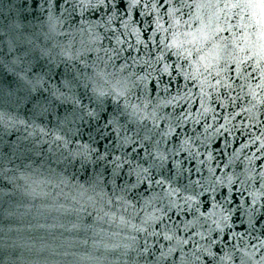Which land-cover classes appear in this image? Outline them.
Returning a JSON list of instances; mask_svg holds the SVG:
<instances>
[{
    "label": "snow or ice",
    "instance_id": "snow-or-ice-1",
    "mask_svg": "<svg viewBox=\"0 0 264 264\" xmlns=\"http://www.w3.org/2000/svg\"><path fill=\"white\" fill-rule=\"evenodd\" d=\"M3 8L0 121L23 129L0 138L8 184L50 153L123 264H264V164L225 171L264 157V0H40L35 24ZM238 116L259 135L227 156Z\"/></svg>",
    "mask_w": 264,
    "mask_h": 264
},
{
    "label": "water",
    "instance_id": "water-1",
    "mask_svg": "<svg viewBox=\"0 0 264 264\" xmlns=\"http://www.w3.org/2000/svg\"><path fill=\"white\" fill-rule=\"evenodd\" d=\"M9 2L17 8L27 2L28 10L31 11L28 21L36 23L35 17L40 15V0H0V5ZM6 12V8L0 10V26L7 23L4 18ZM24 14L27 15V12ZM8 114L15 116V111L9 109ZM245 120L244 116H238L233 121L236 126L232 129L234 135L228 136L229 147L224 149L227 156L236 152L248 141L250 135H259L257 128L252 127L249 131L244 127ZM22 132V128L20 131L5 129L0 121L2 139L15 140ZM258 146L257 143L244 148L238 154V167H229L225 171L241 172L247 167L255 168L256 173H259L264 157L252 164L245 159L246 156H260L256 152ZM43 147L47 149L48 145ZM212 147L222 148L223 140L214 141ZM227 156L223 159L226 160ZM50 157V153L33 156L34 163L27 167L24 166L28 165L25 161L15 174L16 187L0 176V264H5L6 258L14 260L15 264H123V257L120 256L122 249L115 247L124 243L123 234L113 235L118 229L108 223L107 219L93 220L95 212L89 217L87 212L79 210L80 204L72 199L75 195L73 182L69 181L67 185L60 182L62 166L54 162L50 164ZM51 169H55V173ZM72 171L69 169L64 176H71ZM255 186L260 187L259 183ZM4 192L9 194L4 195ZM85 240L87 243L83 242Z\"/></svg>",
    "mask_w": 264,
    "mask_h": 264
}]
</instances>
